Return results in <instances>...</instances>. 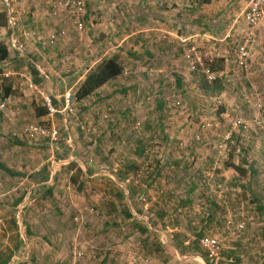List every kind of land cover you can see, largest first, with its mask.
Here are the masks:
<instances>
[{"label":"rangeland","instance_id":"obj_1","mask_svg":"<svg viewBox=\"0 0 264 264\" xmlns=\"http://www.w3.org/2000/svg\"><path fill=\"white\" fill-rule=\"evenodd\" d=\"M5 1L0 22L13 25L14 11L15 23L40 31L43 42L39 51L36 40L16 48L10 42L14 56L0 63V162L13 171L0 166V264H263L264 16L249 64L238 69L222 32L190 37V0L146 4L188 21L179 33L167 22L159 35L142 31L158 23L139 19L147 9L142 0H87V43L77 55L56 50L59 38L46 42L59 37V29L47 32L59 23L41 30L18 18L39 9L49 17L50 0ZM241 1L226 14L230 20ZM60 19L77 40L70 15ZM8 30L0 27V37L8 40ZM23 37L35 35L19 34V42ZM113 56L123 72L78 100L86 67ZM38 67L55 71V79L38 86L23 72ZM12 68L20 71L14 91L22 94L4 99L10 78L3 73ZM206 79L218 81L214 92L203 87ZM68 90L75 96L69 106ZM43 92L58 109L51 118L40 115ZM32 124L56 128L57 137L30 136ZM206 235L221 241L217 258L200 243Z\"/></svg>","mask_w":264,"mask_h":264},{"label":"crops","instance_id":"obj_2","mask_svg":"<svg viewBox=\"0 0 264 264\" xmlns=\"http://www.w3.org/2000/svg\"><path fill=\"white\" fill-rule=\"evenodd\" d=\"M55 1H57V0H50V2H52L51 8L49 9V11L47 10V14L49 15V17L47 15H45V12H42L39 9L37 12L33 11L32 15H28V14L24 15L22 12H18L17 14H21V17L18 15V18L20 21H22V23H28V24H32V25L35 24L36 28L37 29L40 28L41 30L44 29L43 28L44 26L49 25L50 21H53L56 24L59 23L57 26L55 25L56 26L55 29H54L55 26H53V24L50 26L49 29H47V32L51 33V34L53 31L59 29L58 30L59 31V34H58L59 40H58V42L56 41L57 43L55 45L56 50H60V51L64 52V51H67L68 48H72L73 51L78 50V51L72 52V54L74 53L75 55H77L76 53H80V54L84 53L85 52L84 51V45L87 43V36L85 37L84 33H83L81 35V37H77L78 38L77 40H76V37H75V39H73L71 37L70 28L65 26V25L62 26V24H60V22H61L60 18L62 15H60L59 13H56V14L54 13L55 10H58V7L56 5H53V2H55ZM152 1L153 0H142L144 6H146V4L151 3ZM166 1H168V0H157V3H166ZM171 1H176L175 4L180 5V0H171ZM5 2L9 5V7L11 5H13V7L15 6V3L11 4L10 0H6ZM189 3L191 4V7H189L188 11H191L192 13H194L193 17H195L196 19H191V23H192L191 25L193 28V32H191V29H188L185 31H187L188 33L191 32L189 35H190V37H194L195 40L197 38H199L201 35L206 37V36H209L210 34H216V33H221V32L225 35V33L228 29L229 22L231 21L229 19L230 17L227 15H229L233 12L239 11L243 5L241 0H190ZM217 4H222V6L220 5V6L216 7L215 5H217ZM240 4H241V6H240ZM203 5H206V7H204ZM233 5H234V7H233ZM148 6L149 5L146 6L147 9L143 12V14L141 15V17H139V19L142 20L143 22L146 20H149V19H154L158 23H157L155 28L154 27H148V28L143 29L142 31L147 30L146 32H149L150 30H154V31H156L154 34L159 35V34H161V32L165 31V26H167V25H165V23H167V22L172 23V25H173L172 31L174 33H176V32L179 33L178 29H176V27H178L179 25H183L184 28H185V26H188L186 23L188 21L182 22V21H185V19H182V17L180 18L176 15L169 16V15H166V13H162V14L158 13L157 14V13H154L153 10L151 11ZM202 8L206 9L207 14L201 16L198 13V11L201 10ZM14 10H15V8H14ZM12 11H13V9H12ZM13 12L11 13L10 18L12 16L15 19V17H17V16H15ZM88 12H89V10H88ZM8 19L9 18H7V20ZM20 23L16 22V26H17L16 28H17V34L18 35H16L15 28L13 27V25H9L7 27V24H0L1 28H3V27H5L7 29L9 28L8 33L10 34V36L8 37V40H6V38L4 37L5 35L3 32H2L3 35H1V37H0V42H4L8 46V49H9V56L0 62L4 65L10 64L11 61H9L8 59L10 57L14 56L12 54V51H11L12 49L9 45L10 42L13 44V46L15 48L17 47V45H14V42L12 40L13 36H14V39L16 40V44L19 43L18 45H20V46H22L23 43H25L26 45L28 44L30 46H33L35 43V40H36V43H38V44L36 47L33 46V48H35L36 51H39L40 49L42 50V47H41L42 43L41 42H43V41H41L42 39H40V38H42L41 32L37 31L36 29L33 30L34 34L31 35V36L35 35V37H32V38H34L33 41L28 40V37L27 38L23 37L22 41L20 40L21 42H19V38H18L19 34L21 35L23 33H27V29H25L26 25H24L21 29ZM261 25H262V22H261ZM261 25H260L259 29H261ZM28 29H33V28H28ZM259 29H258V31H259ZM49 30H51V31H49ZM30 31H32V30H30ZM18 32H20V33H18ZM173 32H171V33H173ZM134 35H136L135 32H131L126 37V39L128 40L130 36H134ZM145 35L149 36L148 33ZM149 41L150 40H147V42H149ZM46 42L49 45L52 44V43H49L48 40ZM99 60L100 59H97L96 61L90 62L92 64L90 66L86 67L87 69H85L84 75H81L78 79L79 82L84 81L86 74H88L89 70L95 64H97L99 62ZM75 61H76V59H75ZM14 62H17V60H15ZM21 63L22 62H20V65H21ZM68 63L71 64L72 62L68 61ZM15 65H16V63H15ZM31 65L33 67L35 66V68H36L35 64H31ZM17 66H19V65H17ZM76 66H77V63H76ZM28 67L29 66H27V68ZM47 68L51 69V67H49V66ZM23 72H25V75L28 79L31 77L33 78V74H34L35 77L33 78V81H35V83L38 86H40L41 84H44V82L47 81L45 79H48V80L49 79H55V76H54L55 71H53V72L52 71H48V72L38 71V73L33 71V73H32L30 70H28V71H23ZM14 73H20V71L17 70V68H12V70H11L12 75L5 73V72L3 73L4 76L10 78L8 80L9 85L4 87L3 90L7 89V88L11 89V93L9 95H6L5 92L1 93L4 99L21 97L20 96L22 94L21 92L14 91V88L17 87L16 81L19 79L18 76H15V75L13 76ZM75 74H76V72L73 73V75H75ZM42 76H44V77H42ZM45 77H48V78H45ZM36 78H38L39 81H36L35 80ZM27 80H26V82H27ZM26 91L27 90L23 89L24 94H26ZM40 115L42 116V114H40Z\"/></svg>","mask_w":264,"mask_h":264},{"label":"built area","instance_id":"obj_3","mask_svg":"<svg viewBox=\"0 0 264 264\" xmlns=\"http://www.w3.org/2000/svg\"><path fill=\"white\" fill-rule=\"evenodd\" d=\"M53 5L58 7L55 10V14L63 13L69 14L73 20L75 28L80 33V37L83 34L85 26V17L88 14L87 0H57L53 2ZM264 16V0H246V4L242 11L235 15L229 22L228 29L223 36L222 40L229 41L231 46V51L234 54V59L238 69H244L248 66L249 60L251 59V52L253 49V44L256 40V30ZM10 21L13 26H15V19L11 16ZM33 31H28L27 35H33ZM14 45H16V40L14 36L12 38ZM58 40L56 34H52L49 40L50 43H54ZM191 58L190 55H188ZM192 68H196V61L193 59L190 61ZM37 66V65H36ZM39 69V67H38ZM42 71L41 69H39ZM210 70L207 69V76L210 79H214L216 75L214 73H209ZM31 87H34L33 83H30ZM74 93L72 90H68L64 94L66 105L69 106L71 100H73ZM45 99V106L47 108V115L51 118L54 116L55 112L58 111L55 102L53 101V96L48 95L43 92ZM75 97V96H74ZM2 106H5L2 104ZM26 131L32 137L42 135L44 137H51L55 139L58 134V130L54 127L47 128L41 125L32 124L26 127ZM200 243L209 251V255L212 258H217L221 252V241L215 235H206L200 239Z\"/></svg>","mask_w":264,"mask_h":264},{"label":"trees","instance_id":"obj_4","mask_svg":"<svg viewBox=\"0 0 264 264\" xmlns=\"http://www.w3.org/2000/svg\"><path fill=\"white\" fill-rule=\"evenodd\" d=\"M0 24H6V22H4V23L0 22ZM8 56H9L8 46L4 42H0V62L2 60L6 59ZM33 71L38 73V70L35 68L33 69ZM122 72H123V65L118 60V56H113V57H109V58L104 59L101 63H99L97 65V67L95 69L91 70L87 74L86 78L84 79V81L81 83V85L79 86V88L76 91L77 99L80 100V99L85 98L86 96L90 95L95 90H97L99 87H101L105 83H107L109 80L119 76ZM35 80L39 81L38 78H36ZM217 82L218 81L216 80V82L214 81L213 83H210L206 79L203 83V87L206 90L212 91L211 89L215 88V87H213V85L217 84ZM212 92H214V91H212ZM10 93H11L10 88L5 89L6 95H9ZM47 111H48L47 108L44 107L40 111V114H47ZM0 166L5 167L1 162H0ZM234 167L237 170H239L242 174L246 173V170L243 167H241L239 165H234ZM5 169L13 174V171L8 169L7 167H5ZM45 180H46V176H45ZM125 214L128 218H131L133 216V214L130 211H127ZM138 227L142 230H145V227H143V226L138 225ZM205 258H206V256H205ZM3 264H7V261L6 260L3 261ZM209 264H218V263L212 262ZM219 264H243V263H241L238 260L237 261L235 260V261H220Z\"/></svg>","mask_w":264,"mask_h":264}]
</instances>
